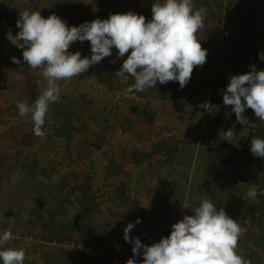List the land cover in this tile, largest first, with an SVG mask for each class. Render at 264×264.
I'll use <instances>...</instances> for the list:
<instances>
[{
  "label": "rangeland",
  "instance_id": "obj_1",
  "mask_svg": "<svg viewBox=\"0 0 264 264\" xmlns=\"http://www.w3.org/2000/svg\"><path fill=\"white\" fill-rule=\"evenodd\" d=\"M154 3L0 0V234L12 232L0 250L24 249V264H126L135 259L134 245L124 239L128 223L139 219L129 235L151 246L192 215L201 196H209L215 207L220 203L246 230L238 254L250 264H264V160L237 171L231 165L218 176L226 179L221 189L204 170L222 139L240 147L248 133L241 124L236 132L224 133L210 122L221 105V89L228 85L216 82L225 67L235 75L248 73L252 65L264 70L259 58L264 0H193L195 9L207 10L196 35L208 54L183 88L170 81L128 92L134 79L128 74V83H121L116 72L131 50L119 57L113 47L111 56L78 77L58 81L60 99L49 106L43 137L34 135L31 113L19 114L17 102L31 106L42 90L37 84L41 71L31 69L23 61L24 49L7 38L20 31V11H40L44 18L56 14L69 27H78L130 11L147 21ZM68 51L90 58V41H76ZM243 115L258 122V137L264 139V121L250 108ZM168 177L176 194L166 210L156 186ZM57 184L65 185L60 193L54 191ZM253 187L256 200L246 196ZM136 257L143 260L142 250Z\"/></svg>",
  "mask_w": 264,
  "mask_h": 264
},
{
  "label": "clouds",
  "instance_id": "obj_2",
  "mask_svg": "<svg viewBox=\"0 0 264 264\" xmlns=\"http://www.w3.org/2000/svg\"><path fill=\"white\" fill-rule=\"evenodd\" d=\"M194 9L193 0H155L150 20L130 11L110 14L107 19H95L78 27H69L56 14L44 18L40 11H20L16 21L20 31L15 36L9 32L7 38L24 49L23 61L31 69L41 71L37 84L42 90L31 106L26 100L17 102L19 114L31 113L33 133L43 137L49 106L60 99L58 81L78 77L91 65L111 56L113 47L118 50L119 57L131 50L116 72L121 83H128V74L134 79L128 92H142L156 87L158 82L178 81L181 88L185 87L194 68L202 66L208 54L196 35L204 26L207 10L203 7ZM76 41H90V58H82L79 51H68ZM259 58L264 60V53ZM12 60L20 63L16 57ZM223 103L232 106L241 125L256 128L257 124L250 123L243 113L250 108L259 121H264V70H257L252 65L248 73L233 75L223 93ZM250 151L254 156L264 158V139L254 136ZM246 196L256 200V189L248 190ZM192 213L174 223L168 237H162L151 246L129 235L139 219L128 223L124 239L134 245V257L141 255L142 250V264H250L237 252L239 238L246 230L230 218L223 207L217 211L210 198L201 196L199 206ZM11 239V230H5L0 234V245ZM25 258L24 249L7 247L0 250L3 264H24ZM126 264L137 262L129 258Z\"/></svg>",
  "mask_w": 264,
  "mask_h": 264
},
{
  "label": "trees",
  "instance_id": "obj_3",
  "mask_svg": "<svg viewBox=\"0 0 264 264\" xmlns=\"http://www.w3.org/2000/svg\"><path fill=\"white\" fill-rule=\"evenodd\" d=\"M213 50L217 51V47ZM260 52L264 53V48ZM230 68L231 67L228 66L225 67L220 73V77L216 78V82H220V84H226V85L229 84L230 78L233 75H235L234 69L232 68L230 69ZM226 88L227 86L221 89L222 102L218 110L213 113L210 123H211V127L215 130H220L224 133H228L229 131L236 132V129L237 127H239L240 123L236 120V115L232 111V106H225L223 103V93L226 90ZM132 109L136 111L135 107H132ZM250 117H251L250 115L246 116V118L249 121H250ZM147 120L151 122L153 120L152 115H148ZM253 123H256L257 127L254 129L249 127L247 135L244 137V139L239 141L240 147L231 143L228 139H222L217 145L213 153V156L211 157L210 162L206 164L204 169L205 173L207 176L212 177V180L214 179L215 181L214 186L216 188L220 187L221 189V186L223 185V181L226 180V179L220 180L218 179V176L221 174L226 175L225 170H227L231 165L234 166L237 171L240 169H244L245 167L251 166L250 164L256 163L257 161L264 160V158L254 156L250 151L251 139L254 136L258 137V132L260 128L258 122L254 121ZM236 171L234 172L235 174ZM55 186L56 187H54V191L60 193V191L63 190L65 185L57 184ZM92 188L90 191H92ZM91 194L92 192L90 193V196ZM156 194L162 198V204H164L165 209L167 210L168 206H170L169 204H171V199L176 194V187L174 181L169 177L159 179L157 181ZM212 194L213 193L210 192V195ZM54 196L55 194L51 195V197ZM42 201H38L40 207L43 205ZM221 208L222 207L220 203H218L216 207L217 211H219V209ZM39 211L40 210H36V214H38ZM135 259L137 264H142L143 260H141L139 257H135Z\"/></svg>",
  "mask_w": 264,
  "mask_h": 264
},
{
  "label": "built area",
  "instance_id": "obj_4",
  "mask_svg": "<svg viewBox=\"0 0 264 264\" xmlns=\"http://www.w3.org/2000/svg\"><path fill=\"white\" fill-rule=\"evenodd\" d=\"M221 37H220V40H219V38H218V41H221ZM132 97H134V93H133V95H131ZM96 194H98V192L96 193ZM100 197H103V191H100ZM75 234V236H78V230H77V228H75V230L73 231V235ZM78 248H79V246H78Z\"/></svg>",
  "mask_w": 264,
  "mask_h": 264
},
{
  "label": "crops",
  "instance_id": "obj_5",
  "mask_svg": "<svg viewBox=\"0 0 264 264\" xmlns=\"http://www.w3.org/2000/svg\"><path fill=\"white\" fill-rule=\"evenodd\" d=\"M141 1H144V2H149V1H151V0H141ZM153 5V4H152ZM105 16V15H104ZM103 15H102V17H104ZM101 17V18H102Z\"/></svg>",
  "mask_w": 264,
  "mask_h": 264
}]
</instances>
